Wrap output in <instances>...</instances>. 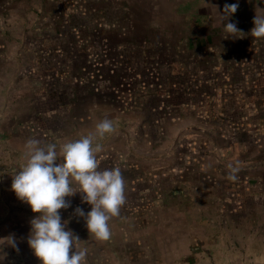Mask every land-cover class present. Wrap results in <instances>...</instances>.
Masks as SVG:
<instances>
[{
    "label": "crops",
    "instance_id": "crops-1",
    "mask_svg": "<svg viewBox=\"0 0 264 264\" xmlns=\"http://www.w3.org/2000/svg\"><path fill=\"white\" fill-rule=\"evenodd\" d=\"M233 3L228 21L220 7L166 37L111 0H0V238L18 248L0 264H40L38 214L11 189L25 142L59 148L105 118L117 131L98 141L100 168L126 180L110 239L75 216L91 208L80 193L60 210L88 264H264V39L250 33L264 0ZM227 22L244 36L225 37Z\"/></svg>",
    "mask_w": 264,
    "mask_h": 264
},
{
    "label": "clouds",
    "instance_id": "clouds-1",
    "mask_svg": "<svg viewBox=\"0 0 264 264\" xmlns=\"http://www.w3.org/2000/svg\"><path fill=\"white\" fill-rule=\"evenodd\" d=\"M239 4H225L221 16H232ZM251 36L264 39V15H255ZM225 37H243L235 23L224 24ZM240 33L241 35H237ZM117 131L110 119L99 121L93 131L78 139L68 140L59 145L43 143L36 138L25 142V163L12 174L11 189L16 197L27 203L34 216L30 221L27 244L39 259L40 264H88L87 247L62 221V209L71 206L66 199L77 193L81 202L91 206L85 212L81 207L74 209L77 217L83 218L89 234L96 240L107 241L111 237L109 221L119 217L126 203V180L119 166L101 169L100 164L107 157L103 145L99 143L105 136ZM229 181L238 180L239 162L228 164ZM18 251L13 236L0 238V260L3 247Z\"/></svg>",
    "mask_w": 264,
    "mask_h": 264
},
{
    "label": "rangeland",
    "instance_id": "rangeland-1",
    "mask_svg": "<svg viewBox=\"0 0 264 264\" xmlns=\"http://www.w3.org/2000/svg\"><path fill=\"white\" fill-rule=\"evenodd\" d=\"M110 1V0H109ZM235 0H111L115 6H123L135 13L137 19L163 22L164 28L172 29L165 31L164 36L174 37L189 34L182 25L188 22L204 23L225 4H232ZM219 12V11H218ZM213 13V14H211ZM222 13V12H221ZM221 13L218 17L221 18ZM209 22V21H208ZM193 26V25H191ZM170 34V35H169Z\"/></svg>",
    "mask_w": 264,
    "mask_h": 264
}]
</instances>
